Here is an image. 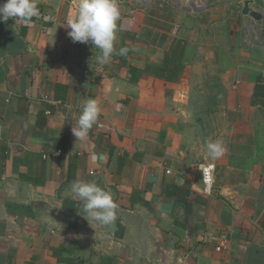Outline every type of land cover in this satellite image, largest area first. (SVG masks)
I'll return each instance as SVG.
<instances>
[{"label":"crops","instance_id":"obj_1","mask_svg":"<svg viewBox=\"0 0 264 264\" xmlns=\"http://www.w3.org/2000/svg\"><path fill=\"white\" fill-rule=\"evenodd\" d=\"M201 1L117 0L115 48L128 51L104 65L67 35L79 0H36L30 24L8 19L26 49L0 50V264H264V16L244 15L246 0ZM249 1L264 15V0ZM88 99L100 114L81 140L72 128ZM204 121L226 147L218 159ZM235 142L257 161L233 164ZM77 180L111 194L114 224L81 216Z\"/></svg>","mask_w":264,"mask_h":264},{"label":"clouds","instance_id":"obj_2","mask_svg":"<svg viewBox=\"0 0 264 264\" xmlns=\"http://www.w3.org/2000/svg\"><path fill=\"white\" fill-rule=\"evenodd\" d=\"M40 15L36 0H5L0 4V22L9 18L23 25L31 23L32 18ZM121 19L117 0H79L75 15L65 24L69 31L68 37L73 43H91L98 54L95 61L104 65L109 62L113 54L124 56L127 48H115L117 32L121 30L118 21ZM100 108L93 99L84 102L82 110L76 120V127L72 128L76 138L83 140L97 122ZM207 156L218 159L226 152L222 140L207 142ZM71 193L82 202L81 212L87 221L97 222L101 226L114 224L117 219L118 205L111 194L95 182L77 180L71 184Z\"/></svg>","mask_w":264,"mask_h":264},{"label":"trees","instance_id":"obj_3","mask_svg":"<svg viewBox=\"0 0 264 264\" xmlns=\"http://www.w3.org/2000/svg\"><path fill=\"white\" fill-rule=\"evenodd\" d=\"M26 49V43L18 37L13 28L10 20L0 22V50L9 53H20ZM184 50V44L181 41L174 42L170 53L165 59L166 63V78L168 80H175L177 75L176 71L181 66V55Z\"/></svg>","mask_w":264,"mask_h":264},{"label":"rangeland","instance_id":"obj_4","mask_svg":"<svg viewBox=\"0 0 264 264\" xmlns=\"http://www.w3.org/2000/svg\"><path fill=\"white\" fill-rule=\"evenodd\" d=\"M205 5H206V3H205ZM199 85L202 86V82H200ZM202 91H203L202 95H206V93H207L206 89H203ZM196 102L198 104H196ZM205 102L206 101H190V103L192 104V107L198 109L200 113L202 111L204 112L206 110L205 107L203 106V104ZM212 128H213L212 125L208 121H204L201 125L203 135L200 138V141H201V144H203V149H206L205 145L207 142H212L214 140L213 138H211V135L213 132ZM263 134H264V132H263ZM259 141H264V138L261 139L260 137H258L255 139L254 142L259 143ZM230 145H231V148H233L236 151V155H235L236 158L233 159V164H237V165L241 166V165H244V163L245 164L248 162L253 163V161H257V157L253 158V155H252V159H251V152L249 151L250 149H244V150L242 149L244 144L239 143V142H235V143H231ZM252 145H253V140L249 141V146L251 148H252ZM261 149L264 152V148H261ZM260 158H261L260 162L264 165V153H262L260 155ZM209 160H211V158Z\"/></svg>","mask_w":264,"mask_h":264},{"label":"built area","instance_id":"obj_5","mask_svg":"<svg viewBox=\"0 0 264 264\" xmlns=\"http://www.w3.org/2000/svg\"><path fill=\"white\" fill-rule=\"evenodd\" d=\"M183 5L192 10H202L205 8V3L201 0H182ZM203 183L207 189H210L214 183L215 164L206 162L200 167ZM227 235L225 233L220 235V242L216 246V250L220 251L225 247Z\"/></svg>","mask_w":264,"mask_h":264},{"label":"water","instance_id":"obj_6","mask_svg":"<svg viewBox=\"0 0 264 264\" xmlns=\"http://www.w3.org/2000/svg\"><path fill=\"white\" fill-rule=\"evenodd\" d=\"M242 13L244 15H248V16L252 17L253 19H256V20H262V18L264 16L262 10L251 9L249 0L244 1Z\"/></svg>","mask_w":264,"mask_h":264}]
</instances>
